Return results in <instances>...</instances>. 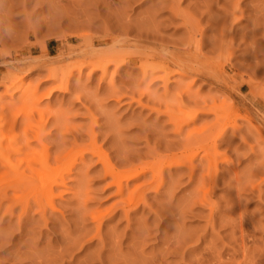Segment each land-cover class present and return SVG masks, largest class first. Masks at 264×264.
<instances>
[{
    "label": "rangeland",
    "instance_id": "374dc122",
    "mask_svg": "<svg viewBox=\"0 0 264 264\" xmlns=\"http://www.w3.org/2000/svg\"><path fill=\"white\" fill-rule=\"evenodd\" d=\"M113 46L132 53L121 52L125 61L116 73L113 66L104 77L89 74V66L78 68L88 57L103 63ZM135 50L167 56L176 50L193 59L196 70L172 75L164 89L160 72L142 75ZM12 77L22 79V88L16 84L5 93ZM26 86L33 92L27 98ZM174 99L185 111L222 106L229 118L237 116L235 127L227 125L213 142L220 126L214 114L199 111L183 134L176 133L165 111L179 108L168 105ZM0 116L2 127L14 121L12 132L9 125L3 131L17 134L19 146L28 137L31 149H39L37 131L52 157L74 148L84 152L52 195L37 179L17 188L0 183V264H195L211 248L240 262L239 214L242 240L247 247L255 242L257 264H264V0H0ZM26 117L36 130L24 128ZM187 133L204 140L190 148L195 153L203 146L191 161L193 172L167 165L184 150ZM6 139L2 147L11 142ZM204 146L216 155L210 169L199 161ZM23 155L13 171L25 168ZM99 155L120 175L146 170L128 181L122 177L119 190ZM6 171L1 167L0 176ZM156 171L160 176L153 177ZM212 172L215 184L208 181ZM134 189L133 200L142 201L127 208ZM205 194L210 202H202ZM93 216L102 223L103 244Z\"/></svg>",
    "mask_w": 264,
    "mask_h": 264
},
{
    "label": "bare ground",
    "instance_id": "6f19581e",
    "mask_svg": "<svg viewBox=\"0 0 264 264\" xmlns=\"http://www.w3.org/2000/svg\"><path fill=\"white\" fill-rule=\"evenodd\" d=\"M177 1V0H175ZM103 2V1H102ZM106 2V1H105ZM111 2V1H110ZM179 2V1H178ZM112 4V3H111ZM175 4H178L177 2ZM173 7V6H172ZM174 8V7H173ZM176 8V6H175ZM111 9V8H110ZM174 10V9H173ZM181 11V10H180ZM182 12V11H181ZM183 13V12H182ZM232 13V12H231ZM240 13V12H239ZM178 15V14H177ZM184 15V14H183ZM182 15V16H183ZM233 15V14H232ZM152 17V16H151ZM184 18V17H183ZM238 18V17H237ZM186 19H187V16H186ZM234 20V19H233ZM127 21V20H126ZM149 22V21H147ZM188 22V21H187ZM128 23V22H127ZM140 24V23H139ZM187 24V23H186ZM146 27V26H145ZM153 31V30H152ZM145 33V32H144ZM153 40V39H152ZM189 41V40H188ZM119 45V44H118ZM111 46V45H110ZM130 48V46H129ZM156 48V47H155ZM161 48V47H160ZM167 48V47H166ZM131 50V49H130ZM129 49L125 52H128ZM132 51V50H131ZM138 50H135L134 52L136 56V62L138 61V67H139V70L141 71L142 75L143 76H147L149 74H152L154 72H160L159 74V79L163 80L164 84H163V87L164 89L166 88V82L167 80L169 79V77H171L172 75H182L183 74V71H186V70H189V71H195V66L192 64L194 63L193 62V59L191 58H188L187 56H182V54H179L176 50L175 52L173 53H170L167 55H161V54H157V53H151V52H145V51H139V53L137 52ZM161 51V50H160ZM167 51V50H166ZM180 51V50H179ZM122 52V51H121ZM121 52H119L115 46H113L112 50L110 51L109 50V53H107V56L109 57L108 59H105L104 61L101 60V62L103 63H100V62H96V61H93L92 60V57H88V60L85 62V63H82V64H79L78 68L81 69L83 66H89V74H93L95 71H100L101 73V76L100 77H104L106 75H108V72L109 71V67L110 66H113V72L116 73L117 71V68L119 67V65L125 61V57L126 55H124V53L122 52V54L124 55H121ZM130 52V51H129ZM129 52L127 54H129ZM163 52V51H162ZM131 53V52H130ZM93 54V53H91ZM102 54V53H101ZM132 54V53H131ZM130 54V55H131ZM164 54V53H163ZM134 54L131 55V56H135ZM90 56V55H89ZM98 56V55H97ZM128 56V55H127ZM105 57V56H104ZM98 58V57H97ZM158 59V61H155V59ZM132 61L133 58H132ZM80 63V62H79ZM77 67V66H76ZM199 68V66H198ZM53 71L54 69L53 68H49V75H51L52 77L50 78H56L54 75H53ZM200 71V70H199ZM161 72H162V75H161ZM192 72V73H193ZM112 73V72H111ZM109 73V74H111ZM202 74V73H201ZM22 76V75H21ZM156 76V75H155ZM158 76V75H157ZM207 76V75H206ZM19 78V77H18ZM16 79L15 80V77H12L6 84L3 85L4 87V91L5 93L7 92L8 93V90H10L11 88L13 89L15 87V85L17 84V86L15 87L16 89H19V88H22V85L20 84L21 82V78L19 79ZM151 78V77H150ZM156 78V77H155ZM18 80V81H17ZM67 81H64V83H66ZM250 84V83H249ZM65 85V84H64ZM60 87V86H59ZM62 87V85H61ZM180 87V86H179ZM148 88V87H147ZM146 90V89H145ZM148 91V89L146 90ZM165 91V90H164ZM185 91V90H184ZM31 87L30 86H26V87H23V91H22V96H25V98H27V96L31 95ZM51 92H53L52 90L48 91L47 93H45L43 95V97L46 96V98L52 94ZM33 93V92H32ZM35 94V92H34ZM153 94V93H152ZM169 94V93H168ZM148 95V94H147ZM172 95V94H171ZM178 95V94H177ZM170 96V95H169ZM42 96H40L41 98ZM50 97V96H49ZM179 97V96H178ZM32 99V98H31ZM30 99V100H31ZM180 99V98H179ZM173 100V99H172ZM150 101V100H149ZM175 101L179 102L178 100L174 99V101H172V103L168 104V105H171L174 106V108H178L176 107V103ZM33 102V101H32ZM31 102V103H32ZM36 100L34 101L33 105L35 106L36 104ZM181 104V102L179 103ZM33 105L29 106L30 108L28 109L30 111V109L33 107L35 108ZM154 105V104H153ZM178 105V103H177ZM219 105V104H218ZM184 106V105H183ZM194 106V105H193ZM221 107V108H219ZM216 106L215 104H213L212 106H208L207 109L205 110H200L201 108L200 107H186V111L185 110H182L180 107L176 110H174V112L172 110H165L166 113L169 115V119L168 121L170 120V123L174 125L175 127V132L176 133H182V130L184 128V126L190 124L191 122L194 121L195 117H196V113H198L199 111L201 112V114H209V113H212L214 114V117H215V122H214V125L216 126H220V130L217 132V138H215V136L213 138V142H216V139L222 137L223 133L225 132V129L227 127V125H232L234 126V124L236 123V118L237 116H234L233 118H229V113L227 110L222 109V106ZM32 108V110H34ZM159 108V107H158ZM27 110V111H28ZM31 112H34L32 111ZM156 110H159V109H156ZM24 112L23 114H27L28 112ZM159 112V111H158ZM161 112V111H160ZM162 113H163V110H162ZM161 113V114H162ZM190 114L192 117H190ZM40 115V114H39ZM25 116V115H24ZM29 116V115H28ZM1 117V116H0ZM31 118V117H30ZM40 118V117H39ZM2 119V118H1ZM41 119V118H40ZM11 120V119H10ZM7 121V120H6ZM33 121V119H32ZM12 122V120H11ZM10 124L8 123L9 125V132H12L13 131V128H14V121ZM21 122V121H20ZM4 123V122H3ZM36 123V122H35ZM22 124H24V128L27 130H29L30 128H32L31 126L29 125H36L34 123H31L28 119V117H26V120L24 119V122H22ZM6 124L4 123L3 124V127H5ZM7 125V126H8ZM6 126V127H7ZM22 126V125H21ZM215 126V127H216ZM2 125L0 124V144L1 142L7 138L6 140H8L9 138L11 139V142L9 143L8 142V145L2 147L0 145V168L2 167H6L7 168V171L4 172L1 176H0V183H2L4 180H9L11 184H9L7 187L11 186V187H15L17 188L19 185L21 184H26V183H29L31 182L32 180L34 179H37L39 181H42V189L44 192H46L47 194L49 195H52V186L53 185H56V184H59L60 182H62L64 180V173L65 172H68L70 171V169L76 164V163H80V161L82 160V158L84 157V152H82L81 149L79 148H74V149H71L69 150L66 154L62 155V156H54L52 157L47 149V147L41 142V138L39 136V134H36L37 131H34V135L36 137V139H38V142L40 143V148L37 150H34V147L33 149L32 146H29L28 143L26 142L28 140V137H27V140H26V136H25V143L22 145V146H19L17 145L18 143L15 142L16 138L18 137L17 134H14L12 133L11 136H6V134L8 135V133H4L3 131V128ZM30 127V128H28ZM204 127V126H203ZM202 127V128H203ZM235 127V126H234ZM202 128H200L199 130L202 131ZM24 129V130H25ZM32 129H35L36 128H32ZM185 129V128H184ZM207 129V128H206ZM206 129H204V131H207ZM7 130V129H5ZM196 130V129H195ZM198 130V128H197ZM189 131V130H188ZM200 131V132H201ZM204 131L203 134H204ZM21 132V134L23 133L22 131H19ZM27 132V131H25ZM30 132H31V129H30ZM187 132V131H185ZM184 132V133H185ZM199 132V131H198ZM235 132V131H234ZM17 133V132H16ZM192 133V131H191ZM19 134V133H18ZM25 134V133H24ZM202 134V133H201ZM202 134V138L205 139V137L203 136ZM185 135V134H184ZM188 135V133H187ZM200 133L195 136V139H192V134L188 137L186 136V138L184 139L185 142L183 143L182 147H184V150L180 153V154H172L171 156H169V162H168V166L169 167H179L181 165H187V167L189 168L190 172H193V165H192V159L194 156L197 155V150L200 149L201 147H203L201 144L198 145L197 147V150L195 151V153H190V150L192 149V145L193 144H198L204 140L200 139L199 136ZM23 136V134H22ZM21 136V137H22ZM206 136V135H205ZM240 136V135H239ZM181 137V136H180ZM199 139H198V138ZM245 137V136H244ZM23 139V137H22ZM182 139V138H181ZM18 140V139H17ZM202 140V141H201ZM208 140V139H207ZM9 141V140H8ZM22 141V140H21ZM183 141V139L181 140ZM206 141V139H205ZM209 142V141H208ZM221 142V141H220ZM19 143H23L22 142H19ZM182 143V142H181ZM203 143V142H202ZM30 144V143H29ZM38 144V143H37ZM36 144V145H37ZM32 145V144H31ZM82 145V144H81ZM80 145V146H81ZM76 146V145H75ZM213 146V145H212ZM30 147V148H29ZM38 147H39V144H38ZM181 147V146H180ZM36 148V147H35ZM191 148V149H190ZM205 148V146H204ZM153 149V148H152ZM206 149V148H205ZM212 149V147H211ZM215 149V148H214ZM156 150V149H155ZM168 150V149H167ZM170 150V149H169ZM204 150V149H203ZM207 150V149H206ZM208 150H210V147H208ZM207 150L204 151L205 154L204 156L201 157V159H199V161L201 160H206L207 161V164H208V168L207 169H210L211 168V162L214 161V159L212 160V157L214 158V154H212V151L211 153H209ZM175 151V150H174ZM62 152V151H61ZM89 152V151H88ZM215 153V152H214ZM21 154L25 157L23 158H20V160H23V162L25 163L24 166L25 168L23 169L22 172H16V170L13 171V168H14V165H15V162L19 161L16 159V157L19 159V156H21ZM153 155V154H152ZM167 155V154H166ZM200 155V154H199ZM203 155V154H201ZM22 157V156H21ZM154 158V157H153ZM164 158H162V161ZM99 160L101 161L102 165L104 166V169L105 171L111 175L117 182V185H118V189L121 190L122 189V185H121V178L124 177L126 181H128L130 178L132 177H135L137 175H139L141 172H144L146 169L143 167V168H140V169H128L126 170L123 174H119L118 172L115 171L114 169V166H112L106 159L105 157H103L102 155H99ZM166 162V161H164ZM124 163V162H123ZM200 163V162H199ZM233 164V163H232ZM164 165V164H163ZM203 165V164H202ZM21 166V165H20ZM102 166V167H103ZM262 166V165H261ZM207 167V166H206ZM235 168V167H234ZM261 168V167H260ZM162 169V168H161ZM206 169V170H207ZM257 169V168H256ZM240 170V169H239ZM259 170V167L258 169ZM261 170V169H260ZM264 170V169H262ZM120 171V170H119ZM197 171V170H196ZM241 171V170H240ZM10 172V173H9ZM123 172V171H122ZM251 172V171H250ZM264 172V171H262ZM9 173V175H7ZM199 173V172H198ZM206 173V172H205ZM213 173V172H212ZM175 174V173H174ZM215 174V172L213 173ZM227 175V174H226ZM249 175V173H248ZM253 175V174H252ZM153 177H156V176H160V172L159 171H156V173H154L152 175ZM236 176V175H235ZM234 176V178H235ZM250 176V175H249ZM233 177V176H232ZM6 178V179H5ZM245 178V177H244ZM247 178V177H246ZM250 178V177H249ZM216 174L215 175H211L208 173V181L210 184H215V181H216ZM238 179V178H237ZM237 179H235L237 181ZM200 181V180H199ZM202 181V180H201ZM243 181V180H242ZM247 181V180H246ZM149 182V181H148ZM235 182V181H233ZM248 182V181H247ZM246 182V184H247ZM161 183V182H160ZM160 183L158 185L155 186V191H157L160 187ZM169 183V182H168ZM208 183V184H209ZM236 183V182H235ZM234 183V184H235ZM238 183V182H237ZM240 183V182H239ZM200 184V183H199ZM126 185V184H125ZM249 185V184H248ZM237 186V185H236ZM250 186V185H249ZM0 187L1 189H3L5 186L0 184ZM238 187V186H237ZM236 187V189H238ZM258 187V186H257ZM249 188V187H248ZM13 190V189H12ZM150 190V189H149ZM213 190V189H212ZM15 191V190H14ZM241 191V190H240ZM258 191V190H257ZM137 192V189H134L127 197H126V206L127 208H129L130 206H137L139 204L140 200L139 198L135 201L133 200L134 198V195L135 193ZM4 195V194H3ZM2 195V196H3ZM5 197V196H4ZM262 197V196H261ZM238 198V197H237ZM122 199V198H121ZM125 199V198H123ZM144 199V198H143ZM197 199V198H196ZM209 198H207V195L205 194V196H203V201L202 200H198L197 202L200 203L201 201L203 203H205V201L208 202ZM261 199V198H260ZM191 200V199H190ZM195 200V199H193ZM18 201V200H17ZM144 201V200H143ZM232 201V200H231ZM10 202V201H9ZM202 202L200 204H202ZM210 202V200H209ZM13 203V202H12ZM16 203V202H15ZM24 203V202H23ZM217 203V202H216ZM22 204V203H21ZM25 204V203H24ZM24 204H22L21 206H23ZM27 204V203H26ZM122 204V202H121ZM187 204V203H186ZM194 204H197V203H194ZM9 205V204H8ZM124 205V203H123ZM10 207V206H9ZM9 207H6L7 209ZM26 207V206H25ZM14 208V207H12ZM27 208H30V207H27ZM182 208V207H181ZM241 208V207H240ZM11 209V208H10ZM175 209V208H174ZM155 210V209H154ZM173 210V209H172ZM185 210V209H184ZM9 211V209H8ZM7 211V212H8ZM126 211V209L124 210ZM176 211V210H175ZM212 211V210H211ZM94 212V211H93ZM127 213V211H126ZM96 214V213H95ZM176 214V212H175ZM211 214V212H210ZM180 215V213H179ZM242 215V214H241ZM92 216V214H91ZM170 216V215H169ZM243 217V216H242ZM259 217V216H258ZM239 222H237V227L236 226H233L236 227V228H240V238H241V241L240 242V249L238 251L241 252L243 259L242 261H235L234 258L232 256H228V257H225V259H223L220 255V253H215V252H218V251H215L213 248H209L210 250H207V253L205 255H201V257L198 259H196V263L197 264H257V257L256 255H254V249L255 246V242H252L253 244H249L250 246H246V244H244L243 242V235L244 234L242 231L243 229H241V223H242V219H241V216L239 214ZM93 219H95L98 223L97 225V234L95 236H97L99 238V241L103 244L102 242V239L100 238V233H99V229L101 228V221L98 220V218L96 216H93ZM174 219V218H173ZM235 219V218H234ZM233 220V219H232ZM235 221V220H234ZM238 221V220H237ZM256 221V220H255ZM232 222V221H231ZM96 223V222H95ZM257 224V221L255 222ZM255 223H254V226H255ZM235 224V223H234ZM214 226V225H213ZM141 227V226H140ZM150 227V226H149ZM232 227V226H231ZM261 227V226H260ZM176 228V227H175ZM178 229V228H177ZM254 229V227H253ZM256 229V228H255ZM260 229V228H258ZM144 230V228H143ZM148 230V229H147ZM174 230V229H173ZM181 230V229H180ZM178 231V230H177ZM112 232V231H111ZM148 232V231H147ZM150 233V232H149ZM182 233V232H181ZM168 234V233H167ZM113 235V234H112ZM174 235V234H173ZM184 235V233H183ZM246 235V234H245ZM147 236V235H146ZM186 236V235H184ZM236 236V235H235ZM243 236V237H242ZM140 237V236H139ZM160 237V236H159ZM215 237V236H214ZM239 237V236H238ZM255 237V236H254ZM83 238V237H82ZM178 238V237H177ZM211 238V237H210ZM233 238V237H232ZM257 238V237H256ZM81 239V238H80ZM112 239V238H111ZM143 239V238H142ZM238 239V238H237ZM250 239V238H249ZM253 239V238H252ZM115 240V239H114ZM113 240V241H114ZM167 241V240H166ZM181 241V240H180ZM245 241V240H244ZM254 241V240H253ZM257 241V240H256ZM75 242V241H74ZM116 242V240H115ZM143 242V240H142ZM171 242V241H170ZM236 242V241H235ZM112 243V242H111ZM117 243V242H116ZM173 243V242H172ZM214 243V242H213ZM73 244V243H72ZM77 244V243H76ZM75 244V245H76ZM177 245V243H175ZM180 244V243H179ZM238 244V243H237ZM117 244H115L116 246ZM171 245V244H170ZM248 245V244H247ZM72 246V245H71ZM180 246V245H179ZM257 246V245H256ZM117 247V246H116ZM115 247V248H116ZM175 247V246H174ZM181 247V246H180ZM238 247V248H239ZM66 248V247H65ZM106 248V247H104ZM118 248V247H117ZM141 248V247H140ZM167 248V246H166ZM165 249L164 252H165ZM170 248H172L170 246ZM169 248V249H170ZM215 248V247H214ZM112 249V248H111ZM134 249V248H133ZM139 249V248H138ZM173 249V248H172ZM177 249V248H176ZM113 250L114 247H113ZM112 250V251H113ZM161 250V249H160ZM159 250V251H160ZM168 250V249H167ZM174 250V249H173ZM205 250V249H204ZM258 250V249H257ZM256 250V251H257ZM59 251V250H58ZM158 251V253H159ZM172 250H170L171 252ZM114 252V251H113ZM118 252V251H117ZM164 252H163V256H164ZM167 252V251H166ZM235 252V251H234ZM64 253V252H62ZM141 253V252H140ZM143 253V252H142ZM161 253V252H160ZM169 253V251H168ZM196 253V251H195ZM260 253V251H259ZM118 254V253H116ZM157 254V253H156ZM177 254V253H176ZM120 255V254H119ZM168 255V254H167ZM228 255V254H227ZM97 256V255H96ZM124 256V255H123ZM143 256V255H142ZM162 256V257H163ZM199 256V255H198ZM234 256V255H233ZM62 257V256H61ZM152 257V256H151ZM161 257V258H162ZM193 257V256H192ZM224 257V256H223ZM58 258V257H57ZM114 258V257H113ZM145 258V257H144ZM150 258V257H149ZM158 258V257H157ZM62 259V258H61ZM122 259V257H121ZM120 259V260H121ZM117 260V258H116ZM123 260V259H122ZM153 260H155L153 258ZM164 260V259H163ZM115 261V260H113ZM126 261V260H124ZM158 261V260H156ZM262 261V260H261ZM103 262V261H102ZM116 262V261H115ZM120 263V262H119ZM159 263V262H158ZM161 263V262H160ZM195 263V264H196ZM262 264V262H260ZM162 264V263H161Z\"/></svg>",
    "mask_w": 264,
    "mask_h": 264
}]
</instances>
